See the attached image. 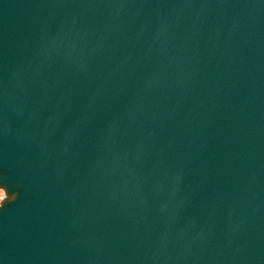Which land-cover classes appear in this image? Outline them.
Masks as SVG:
<instances>
[{
  "label": "water",
  "instance_id": "95a60500",
  "mask_svg": "<svg viewBox=\"0 0 264 264\" xmlns=\"http://www.w3.org/2000/svg\"><path fill=\"white\" fill-rule=\"evenodd\" d=\"M0 264H264V0H0Z\"/></svg>",
  "mask_w": 264,
  "mask_h": 264
},
{
  "label": "rangeland",
  "instance_id": "374dc122",
  "mask_svg": "<svg viewBox=\"0 0 264 264\" xmlns=\"http://www.w3.org/2000/svg\"><path fill=\"white\" fill-rule=\"evenodd\" d=\"M6 194L2 188H0V202L2 201L3 198H5Z\"/></svg>",
  "mask_w": 264,
  "mask_h": 264
}]
</instances>
